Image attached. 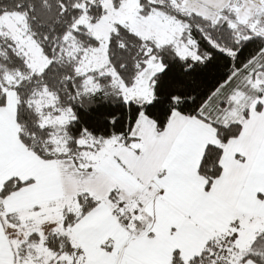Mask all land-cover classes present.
<instances>
[{"label": "snow or ice", "instance_id": "1", "mask_svg": "<svg viewBox=\"0 0 264 264\" xmlns=\"http://www.w3.org/2000/svg\"><path fill=\"white\" fill-rule=\"evenodd\" d=\"M0 264H264V0H0Z\"/></svg>", "mask_w": 264, "mask_h": 264}]
</instances>
